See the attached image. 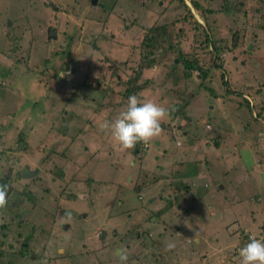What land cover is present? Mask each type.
I'll return each instance as SVG.
<instances>
[{
  "label": "rangeland",
  "instance_id": "1",
  "mask_svg": "<svg viewBox=\"0 0 264 264\" xmlns=\"http://www.w3.org/2000/svg\"><path fill=\"white\" fill-rule=\"evenodd\" d=\"M91 1L0 0V150L14 168L43 170L31 188L35 207L17 197L0 211L7 225L0 264H120L121 249L128 264H240L237 236L257 237L264 221V0H230L238 4L234 16L219 11L220 0H196L213 11L206 14L212 36L230 38L240 28L235 47L220 54L222 69L200 80L196 71L185 78L174 61L182 54L208 63L200 28L191 24L205 19L190 0L188 10L168 0ZM146 27L150 44L142 45ZM86 71L94 85L112 89L137 72V82L149 78L143 100L150 93L148 100L171 109L143 156L121 151L99 130L124 98L101 99V87L72 90ZM176 103L183 112L172 118ZM68 208L74 223L60 212ZM168 242L175 247L167 250Z\"/></svg>",
  "mask_w": 264,
  "mask_h": 264
},
{
  "label": "trees",
  "instance_id": "2",
  "mask_svg": "<svg viewBox=\"0 0 264 264\" xmlns=\"http://www.w3.org/2000/svg\"><path fill=\"white\" fill-rule=\"evenodd\" d=\"M168 1L169 2H176L177 4H179L180 6L186 8L188 10L186 3H184V0H168ZM220 3H221L222 8L219 11L224 13V14H229V15L234 16L233 14L239 12V9H237L238 4L236 2L233 3V1H230V0H220ZM190 4L205 19L204 24H200L197 21H194L191 24H192L193 28H195V29H196V27L200 28L199 33L202 37V39L200 40V44L204 43L208 63L206 64V67L203 68L196 57L188 58L182 54H177L175 58L178 61V65L181 66V68H182L181 73L185 78H188L191 75L192 71H196L197 77L200 80V78L203 77L207 73L206 71H208L212 67H218V68L222 69L221 66L224 65V63L220 57V54H222L226 50L231 51V49H232L231 47H233V48L235 47V44H237V40H236L237 33L236 32H239L240 28L238 26H236V31L231 32L230 38H227L226 36H221L219 38H217L216 35L212 36L209 32L211 30L208 27L209 23L207 21L206 14H212L213 11L211 9H208V8H203L202 6H200L199 3L196 2V0H190ZM138 5L142 6L144 8L147 6L145 3H142V2H138ZM235 9H236V11H235ZM132 22L135 23V20L133 19ZM143 30L145 31V34L142 36L140 43L142 45L145 43L150 44V39L148 38V40H146V36L148 33L151 32V30H152L151 27H146ZM193 35H196V34L194 33ZM221 42L225 43V44L229 42L230 47H227V46L226 47L225 46L220 47L218 43H221ZM230 51H228L226 53L228 54ZM248 53H249L248 51H244L240 54L243 57V60H246L247 62H249L253 59L252 54H248ZM28 57H29V54L26 55V60H24L25 65L28 64V60H29ZM228 60H229V58H228ZM215 61H217V62L219 61L218 64H216ZM152 62H153L152 59L148 60L146 62V67H150L152 65ZM178 65H176V66L174 65V67L171 69H174V70L178 69V67H179ZM139 77H140V74H137V72H136L133 77L126 79V81H124V82L121 79L120 80L116 79V82H118L119 86H117L115 89H112V87H111L112 85L109 83L106 84V86H104V87H101L100 84L94 85L93 81L96 79L92 78L88 74V71H86V73H84V77L82 76L81 81H77V83H74V85L72 84V90H73V88H76V87L82 88V86H84V85L88 86L89 88L94 87L96 89H100L99 87H101L100 91L103 93V96L101 99H107V98H110V96H116L114 94V93H116L117 95L119 94L122 98H124L126 103H127L128 97L132 96V95H136L137 97H139L143 100L142 94L145 92L143 90H144V87H146V83H148L149 78L145 77L144 81L141 83V82L136 81L137 78H139ZM221 81H222V84L225 83L223 78ZM91 84L93 86H91ZM231 91H232L231 89H225L224 93H225V95H227V93H230ZM72 92L73 91H71V93ZM51 93L53 95V96L51 95L52 97H54V94H56L55 95L56 98L59 96L62 97L61 96L62 93L60 94V92H58V93L51 92ZM232 94H235V95H242L243 94V96H244V93L240 90L239 91H232ZM146 96L148 97L147 98V100H148V99H150L151 94L149 93V95H146ZM69 97H70V95H69ZM151 99L156 101L154 98H151ZM243 101L247 106H249L248 100L245 99L244 97H243ZM183 105H184V103H183ZM183 105L179 106L178 103H176L173 106L174 110L172 111V118H177V116L183 112V110H182ZM258 106H259L258 102L252 106L253 112H254L253 118H258L260 115V111L258 109ZM163 127H164V125L162 123V129H164ZM20 134H21V132L18 133V136H17L16 141H15V144L17 146H19L20 144H24V142H23L24 138ZM213 138H214L213 139L214 141H212L211 145L213 147L217 148L219 145L218 144L219 140L217 139L218 136H214ZM144 147H145L144 144L138 143L135 147L136 153H133L131 155H134V156L137 155V157H140V155L143 156ZM203 147H207L206 143H205V146H203ZM4 151H5V149L0 150V158H2V159H0V184L7 185V190H8V204L7 205H9V203L12 199H14V204H15V199H17V197H20L21 202L22 201L23 202L28 201L32 207L34 204V198L30 193H27L25 191V188L29 187L28 184L30 183V181H29V183H22V185H20V186H18V185L14 186V182L20 181V178H19L20 168H18L17 166H16V168H14V164L16 163L15 160L9 159V157H11V155H9L8 153L4 154L3 153ZM202 155H203V153H202ZM19 187H22V189H19ZM182 187L184 188L185 186H182ZM1 210L2 209H0V211ZM262 225L260 226L261 229H262ZM0 227H1V229H4V228H7V225H4L3 223H1ZM261 229H260V231H261ZM260 231L258 230L257 238L264 235V232L262 233ZM4 233H2V235H4ZM241 233H242V235H241V237H238V242H237L236 246H240L242 244L245 246L249 242L248 238H249L250 234L247 233V235H246L243 231H241ZM22 241H23V244H21V243L19 244V250L17 251V253L20 256H23L27 253V252H25L26 245H27L26 241H24V240H22ZM0 244L2 245V241H0ZM2 250L3 249L0 247V255L2 254ZM237 262H238V259H237Z\"/></svg>",
  "mask_w": 264,
  "mask_h": 264
},
{
  "label": "clouds",
  "instance_id": "3",
  "mask_svg": "<svg viewBox=\"0 0 264 264\" xmlns=\"http://www.w3.org/2000/svg\"><path fill=\"white\" fill-rule=\"evenodd\" d=\"M170 117V108L132 95L128 97L125 108L118 116L114 120H103L99 124V130L110 134L121 151L134 150L138 143L148 144L159 137L163 131L162 122ZM7 204V185L0 184V209H6ZM261 225L260 232L263 233L264 221ZM249 239V242L239 250L240 264H264V235L259 238L250 235ZM174 247L173 242L166 244L167 250ZM128 259L127 251L121 249L120 264H128Z\"/></svg>",
  "mask_w": 264,
  "mask_h": 264
},
{
  "label": "flooded vegetation",
  "instance_id": "4",
  "mask_svg": "<svg viewBox=\"0 0 264 264\" xmlns=\"http://www.w3.org/2000/svg\"><path fill=\"white\" fill-rule=\"evenodd\" d=\"M175 60H177L176 58L174 59V61ZM92 77V76H91ZM92 78H94V77H92ZM82 87H85V88H88V86H86V85H84V86H82ZM46 93H47V90L45 91ZM144 148H146V144H144ZM129 152L131 153V154H133V153H136V150L134 149V150H129ZM141 156V155H140ZM133 162V161H132ZM24 166H27V167H25V169H27V170H29V171H34V175H32V176H30V177H28V178H22L21 177V175H20V171H19V178L20 179H29L30 180V183L28 184L29 185V188L27 189V193H30L33 197H34V193H33V191L31 190V188H33V187H36L37 185H38V183L37 182H39L40 180H41V176L39 175V173H41V172H43V170H42V168L40 167V165H33V166H31V168H29V166L27 165V164H24V163H22L21 164V166H20V170L24 167ZM45 174H46V172H45ZM18 178V179H19ZM17 182H19V181H16V183ZM21 185H22V183H21ZM39 187V186H38ZM42 190H46V188H44V189H42ZM99 192V191H98ZM190 195V194H189ZM95 198V197H94ZM94 198H92V196H91V201L94 199ZM163 198V197H162ZM189 200V199H188ZM36 199H34V204H33V206L32 207H35V205H36ZM94 207H96V206H94ZM61 213H62V216L64 215L65 216V214L68 216L67 218H69L70 219V221H72L73 223H74V221H76V217H77V215H73V213L71 212V209H63V210H61L60 211ZM108 212V211H107ZM106 212V213H107ZM96 213H98V212H96ZM59 214V213H58ZM57 214V216L58 217H60V215H58ZM71 214V215H70ZM76 214V213H75ZM97 215V217H99V214H96ZM40 216H42V214H41V212H40ZM55 216H56V212H55V215H54V218H55ZM81 216H83V215H81ZM112 217V216H111ZM110 219H112V218H110ZM109 219V220H110ZM75 225H77L78 226V223H76ZM58 226H60L59 224H58ZM72 229H74V227H72L71 226V230ZM145 229V228H144ZM143 232H146V230H142ZM141 231V232H142ZM140 232V233H141ZM136 235V237L137 238H142L143 237V235H141V234H139V233H136L135 234ZM97 237H98V235H97ZM21 244H23V241H21L20 242ZM1 245V244H0ZM83 245H85V243L83 244ZM63 250V249H62ZM115 250V252H116V254H118L117 252L119 251L118 249H114ZM114 252V251H113ZM29 258H31L32 259V255H31V257H29Z\"/></svg>",
  "mask_w": 264,
  "mask_h": 264
},
{
  "label": "water",
  "instance_id": "5",
  "mask_svg": "<svg viewBox=\"0 0 264 264\" xmlns=\"http://www.w3.org/2000/svg\"><path fill=\"white\" fill-rule=\"evenodd\" d=\"M95 1H96V0H92L91 3L94 4ZM8 24H9V23H8ZM173 65H174V64H172V67H173ZM172 67H171V68H172ZM25 167H27V166H24V167L20 170V175H21L22 178H28V177L34 175V171H32V170L29 171V170L25 169ZM150 201H152V198L148 199L147 202H150Z\"/></svg>",
  "mask_w": 264,
  "mask_h": 264
},
{
  "label": "crops",
  "instance_id": "6",
  "mask_svg": "<svg viewBox=\"0 0 264 264\" xmlns=\"http://www.w3.org/2000/svg\"><path fill=\"white\" fill-rule=\"evenodd\" d=\"M149 199H150V198H149ZM147 200H148V199H147ZM83 212H84V210H83ZM83 216H84V214H83ZM261 222H262V221H261ZM239 236H240V235H238L237 238H238ZM240 237H241V236H240ZM240 247H243V246L240 245Z\"/></svg>",
  "mask_w": 264,
  "mask_h": 264
}]
</instances>
